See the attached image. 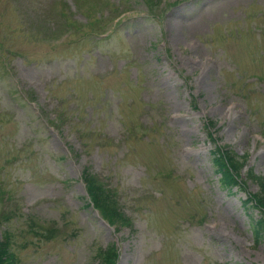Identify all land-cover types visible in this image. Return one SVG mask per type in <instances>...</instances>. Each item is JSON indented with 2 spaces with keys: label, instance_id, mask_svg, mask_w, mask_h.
I'll return each mask as SVG.
<instances>
[{
  "label": "rangeland",
  "instance_id": "1",
  "mask_svg": "<svg viewBox=\"0 0 264 264\" xmlns=\"http://www.w3.org/2000/svg\"><path fill=\"white\" fill-rule=\"evenodd\" d=\"M158 1L0 0L8 263L99 264L115 243L117 264H264L260 214L242 204L257 191L246 174L264 177V0ZM89 15L121 21L97 37ZM67 18L89 34L68 35ZM207 120L218 145L247 156L246 190L220 185ZM84 167L114 187L133 228L86 205Z\"/></svg>",
  "mask_w": 264,
  "mask_h": 264
},
{
  "label": "trees",
  "instance_id": "2",
  "mask_svg": "<svg viewBox=\"0 0 264 264\" xmlns=\"http://www.w3.org/2000/svg\"><path fill=\"white\" fill-rule=\"evenodd\" d=\"M213 126L214 122L212 123V121L206 123L208 136L214 143L213 149L211 150V155L213 156L212 161L220 174L222 188L228 189V191H231L233 188L246 190V180L240 179V172L247 156H238L228 146L218 145L219 140L213 135ZM246 177L248 181L257 186V191L252 194L247 192V198L243 201V204L247 208H254L262 213L264 209V177L254 175L251 171L246 174ZM82 180L85 183L86 193L90 203L98 209L103 218H105L110 224L123 222L122 217L114 207V200L104 192L102 187L95 178L89 174L87 169L82 172ZM251 224L255 238H261L264 235V217L261 216L256 220H252ZM50 232L51 230H47V232L43 230L42 236L46 237V239L50 238V236H52ZM8 239V236H6L0 240V264H12V261L10 263L7 262L9 253L6 249V242ZM99 255L102 257L103 264H115L117 259L113 245H109L106 249L101 250Z\"/></svg>",
  "mask_w": 264,
  "mask_h": 264
}]
</instances>
